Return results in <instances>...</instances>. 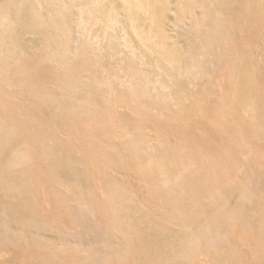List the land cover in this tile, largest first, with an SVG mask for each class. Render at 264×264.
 <instances>
[{
  "label": "bare ground",
  "instance_id": "1",
  "mask_svg": "<svg viewBox=\"0 0 264 264\" xmlns=\"http://www.w3.org/2000/svg\"><path fill=\"white\" fill-rule=\"evenodd\" d=\"M213 3L212 0H0V211L4 215L0 251L6 245L7 248L12 246L16 249L18 242L24 240L28 249L43 250L45 246L44 240L41 242L30 231L29 237L27 232L11 235L5 222L6 225L11 220L19 222L27 231L42 227H50L52 231L59 229L49 220L41 222L42 213L38 217L35 203L27 202L36 171L34 162H31V150L25 147V143L19 147L26 134L23 121L37 118L39 125H44L36 129V138H32L38 140L37 144L48 158L45 160L44 176L61 188L67 184L69 190H66L73 200L89 207L95 197L91 183L95 165L87 157L92 146L86 141H90L92 136L86 134L75 148L69 144L67 147L63 145L66 157L62 158L57 155V141L53 140V134L47 132L50 127L45 124L61 127L64 121L69 120L78 128L79 121L90 124L95 119H109L114 114L113 107L117 102L126 104L137 115L140 106L144 107H141V111L151 108L162 114L161 110L166 107L168 99L185 102L188 98L182 84L192 81L194 71L204 67L195 55L173 46V42V45H169L165 29L169 11L174 12L177 21L187 16L192 18L196 37L204 38L201 49H205L207 54L216 53L218 64L214 66L215 69L225 70L228 74L226 80L231 81H227L231 89V104L248 119L251 138L260 139L261 130L264 129V82L260 77L264 69L251 63L252 55L249 57V54L239 53L237 43L240 36L249 40L255 36L254 46L264 45V31L259 33L261 25H264V0L244 1L241 11L232 9L225 2ZM40 58L64 71L65 79L57 82V92L32 94L31 86L49 71L47 66H35L33 61ZM111 59L124 61L131 74L130 80L113 71L107 63ZM23 90L32 95L25 109L22 107L26 103L22 97ZM207 91L208 87L204 89L205 93ZM9 103L17 107L14 110L11 106L12 112L23 109L22 114L26 113L24 120L20 119L21 116L19 120L11 115L4 118ZM192 106H181L178 111L189 114ZM27 109L35 117L29 116ZM46 110H51L48 118L45 116ZM79 111L83 112L80 114ZM98 125L94 126L102 130L106 127L105 123ZM195 131L198 132L193 129ZM207 134L208 137L205 136L200 142L208 146L213 144L215 138L220 139L217 133ZM115 137L113 135L109 140L102 141L100 149H93L97 163L119 167L143 178L158 173L163 187L152 198L157 204L170 209V215L163 223L153 221L152 230L141 231L142 223L136 214L143 207L134 204V201L129 204L133 195L117 184L115 179H100L104 181L107 200L105 205L101 202L98 207L105 216L99 234L107 239L112 233L121 241L124 246L121 260L129 255L130 249L136 248L138 256L146 262L151 251L156 249L168 250L170 255L164 257L161 264H170L177 255L176 251L184 259H190L192 253L202 252L210 244L214 248L204 250L211 259L210 264H238L232 236L239 232L241 235L256 236L257 264H264V206L259 200L260 196L257 197L259 193L264 195V182L250 183L236 177L234 161L229 154L219 168L218 159L207 158L198 151L199 142L195 139L198 145L196 152L186 153L181 151L178 144L168 148L141 133L122 134L114 140ZM246 144L245 148L250 145ZM77 146L83 154L81 158L74 156ZM73 177L85 182L78 187L80 192L71 185ZM231 194H237L243 203L248 202V206L224 210L225 200ZM62 198H56L57 206H63ZM22 209L26 211L24 216L19 213ZM74 217L72 215V221L76 222ZM168 232L175 238L174 242L166 237ZM110 258V254H104L92 259L91 263L83 264H109ZM48 261L37 257L33 264H49Z\"/></svg>",
  "mask_w": 264,
  "mask_h": 264
},
{
  "label": "rangeland",
  "instance_id": "2",
  "mask_svg": "<svg viewBox=\"0 0 264 264\" xmlns=\"http://www.w3.org/2000/svg\"><path fill=\"white\" fill-rule=\"evenodd\" d=\"M244 1L247 0H212V2H214L213 4L215 5L219 4L220 2H225V4H227L232 9H239L240 11L243 9L242 6L244 4L242 3H244ZM240 11L239 13H243ZM174 15L175 14L173 11L167 12L166 17L168 16L169 19H167V17L165 21H169H167V23L164 22L165 25L168 24L166 25L165 29L167 30L166 32L169 37V45L173 42L175 43L174 45L172 43L173 46L176 45L177 48H182L184 52H187L190 55H195L199 62L201 61V66L204 67V69L202 70H196L197 73L196 71H194L195 74L192 81L186 82L183 80L184 83L182 84V89L188 97L185 102L184 100L182 102H176L168 99L165 102L166 107L161 110L162 114H160L157 110L154 111L151 108H149L150 110L143 109V111L146 112L147 115H145L146 113H143V111H141V107L143 106H140V108H138L140 110V113L138 112L137 115V113L132 112L133 110L126 104L117 102L118 105L115 104V106L113 107L114 114L109 117V119H95L93 123L92 121H90V124H87L85 122L80 123L79 121V123L77 124L80 125V127L78 128L70 123L69 120L68 122L64 121L61 127H57V125L53 124H45L50 127V130L48 129L49 131L47 132H50L51 135L53 134V140L57 141V155L62 158L66 157V152L62 148L63 145L67 147V144H69L72 145L73 148H75L74 146H76L77 143H80L79 140L82 142L86 134L88 136H92L91 138H89L91 139L90 141H86L87 144L92 146V150H89L90 153L88 152L89 155L91 154L95 157L94 158L91 155L87 156L90 159L91 163L95 165L91 177V183L93 185L94 191L93 197L94 195L95 197L91 201L92 204H90L89 207H87L88 204L82 203L79 205V203H76L73 200V196L71 195V193L66 190L68 189L67 184L63 185L61 188L60 186H57V184L53 185V183L48 180L47 177H45V167L47 164L45 160H48V158L46 157L43 148L37 144L38 140L32 139L36 138V136H34V134L37 135L36 132L38 130L36 129L41 128L44 125L40 126L37 118H35L34 121H31V118L29 120L23 121L25 126L24 130L26 132V141H20L19 147H21L22 145H24L23 143H25V147H28V149L31 150L30 152L33 157L31 162H34L33 168L36 171L33 186L31 188V191L27 195L29 200L27 202L28 204L35 203V205L37 206V214H39L38 217H40L41 213L43 214H41V222L49 220L51 224H54V226L56 228L58 227L59 229L52 231L50 227H42L40 229H28L27 231V229L19 225V222L11 220L9 221V223H7L8 225H6L5 222V227L7 226L6 229H8L7 231L8 233H11V235L23 234V232H27V236L29 237L30 231L31 234L36 235L38 239L41 240V242H43L44 240L43 243H45V246L43 245V250H37L34 248L28 249L27 246H25L26 244H24L26 243L25 240L21 242L19 241L17 246H15L16 249L12 246H9V248H7L6 245V247L0 251V263L2 261V264H33L35 258L41 257L43 259L49 260V264H83L85 262L91 263L94 258L97 259L104 254H110L111 258L110 260H108L109 264H161V261L164 260V257L166 258L170 255L168 253V250L158 251L154 249L151 251L149 260L145 262L140 256H138V253L136 252L137 249L134 248L130 249L131 252H128L129 255L125 257V259L121 260L120 258L124 257L122 256L124 246L122 245L121 241L112 236V233L107 239L99 234V232H101V223H105V216L104 213H101L102 210H100L98 207L101 205V202L103 205H105V201L107 200L104 181H101V178H104V180L115 179L114 181L117 182V184L128 190L130 194L133 195V199L131 202H129V204H133L132 202L134 201V204H138L143 207V210L137 212L136 214L138 218H140L142 223L140 226L142 229L141 231L146 232L152 230L154 226L152 225L153 221L163 223L165 218L170 215V209L168 207L161 206L159 203L157 204V201L153 199L158 190L163 187V184L160 181L161 177L158 173H152L150 175L144 176L143 178L141 176H138L136 173L123 171L119 167H113L108 164L99 165L97 163V155L93 153V149H100L101 142L109 140L111 137H113V135H116L114 139L116 140L122 134L133 135L134 133H141L142 135L147 136V138H149L153 142H162L168 148H170L172 145V148H174V146L178 144L177 146L179 147L180 145L179 148L181 149V151H186V153H188L187 151H189V153H195L197 148L199 147L198 151L200 150L199 152L202 153L205 157L218 159L216 161L219 162V168L221 166L220 164L226 162V159L228 157L227 154H229V156H231L234 161V171L236 170V177L238 176L239 178H242L243 181L247 180L246 182L249 181L250 183L253 181H256L258 183L264 182V129L261 130L260 139L256 140L251 138L248 119H246V117L242 115L239 108L235 109V106L231 104L230 100L232 97H230L231 92H229L231 89L228 88V86L230 85L229 82H227L230 80H226L228 74H226L225 70L215 69L214 67L218 64L216 63V61L218 62L216 56L217 54H207L205 53V49H201L202 45L204 44V38L201 36H197L199 38L198 39L196 37L192 18L187 16L177 21ZM242 17L243 15L241 16V18ZM263 26L264 25H261L262 29H260L259 33H261V31H264ZM254 38L255 36L249 40V38L240 36L238 39L239 43H237V45L239 44V48H237L239 53L241 52L245 55L249 54V57L252 55L250 57L251 63L255 67L256 65H259L262 70L264 69V45L262 47H255ZM184 59L185 61H187L186 58ZM33 62H35L36 67L41 68L47 66L46 68L49 71L46 72V74L48 73L47 75L41 76L36 80V83L31 86L32 94H50L57 92V82H59V80L65 79V74H63L64 71L59 67H56L54 63L50 61L47 62L44 58L36 59ZM78 63L79 62H77V64ZM107 63H109V66L113 69V71H116L117 73L119 72L121 76H125L128 80H130L131 74H129L130 72L124 65V61H115L114 59H111ZM144 70L148 72L147 68H144ZM261 73L262 76L260 77V79H262V82H264V71L262 70ZM16 78L18 79V77ZM206 87H208L207 93L204 92V89ZM22 97L24 99V102H26L22 106L23 109H25L28 106V102L32 100V95L31 93L23 90ZM180 105L182 107H189L193 105V110L189 114H181L178 111L180 110ZM7 106L8 110H6L7 113L5 112V114H3L4 118L11 115L15 119H19V117L21 116L20 119L24 120L26 113L22 114L23 109L18 111L20 113L12 112L10 110L11 106L14 108V110H17V107L11 105V103H9V105ZM27 110V114L29 116L32 115L33 117H35L32 114L31 110ZM51 110L53 111V108ZM51 110H46L47 113H45V116L47 118L50 116L48 112H50ZM81 110L82 109H80V111ZM80 111L78 113L81 114L84 110L82 112ZM141 114H143L144 117ZM100 122L102 124H106V127L103 128L104 130L95 127L96 125L99 126L98 124H100ZM176 128L179 129L175 130ZM33 129H35L36 131ZM193 129L197 130L198 132L195 131L194 133ZM184 132L191 134H189V136L187 134V137H185L186 135ZM208 132L210 134L217 133L220 138L214 139L213 144H211L212 148L210 147L211 145L208 146L206 143L200 142L204 139L205 136L208 137ZM194 139L197 140L196 142H199V146L196 144V142H194ZM33 140L35 143L33 142ZM118 140L121 141V139ZM118 140L117 142L120 143V141ZM246 143H250V147L248 146L247 148H245V146L247 145ZM184 146H187V148H185ZM77 148L78 146L76 147L74 156L78 158H81V156L83 157V154L81 155ZM84 183L85 182H83V180L79 177H73L71 181V185L76 188L75 190L77 192H80V189H78V187H80V185ZM257 197L259 198V200H261V203L264 206V195H262V193L260 195L259 193ZM1 198L2 197H0V202L2 200ZM56 198L64 199L63 206L56 205ZM225 201L226 202L223 209L227 211L234 206H248V202L243 203V201L237 194H231ZM64 207H67V209ZM19 213L21 215L23 214V216L26 215V211L23 209L19 211ZM1 214L3 213L0 211V236L2 235L1 232L4 226V224L2 226V219L4 215ZM72 215L75 216L74 218L76 222L72 221ZM81 220H83L84 222H82ZM85 222L87 227H85ZM55 231H57V233ZM235 233L236 234L232 236L234 239H232V246L239 258L238 264H257L259 254L256 249V241H254V237L256 236L247 234L241 235L239 232ZM167 234L168 235H166V237L168 239L171 238L170 240L174 242L175 238L172 236L171 232H168ZM206 247H210V244ZM211 247L214 248V246L212 245ZM202 248L203 247H201V249ZM207 248L202 249L203 251L201 250L202 252H199L197 254L192 253V255H190V259L186 258L187 260L183 258L184 256H182L181 253H178L175 250V253H177V255L175 254L176 256L172 259V261H170V264H210L209 262L211 261V259L204 252V250H207ZM208 250L210 251L209 248Z\"/></svg>",
  "mask_w": 264,
  "mask_h": 264
}]
</instances>
